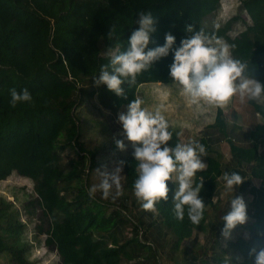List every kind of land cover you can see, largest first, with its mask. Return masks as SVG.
<instances>
[{
	"label": "trees",
	"instance_id": "16d2710c",
	"mask_svg": "<svg viewBox=\"0 0 264 264\" xmlns=\"http://www.w3.org/2000/svg\"><path fill=\"white\" fill-rule=\"evenodd\" d=\"M240 1L250 12L254 22L246 25L244 40L232 52V56L248 65L247 74L250 77L264 83V0ZM62 2V10L66 13L59 15L53 24L49 16L35 7L33 0H0V180L7 179L14 172L32 179L36 184L37 205L44 210V214H47V210L52 215L53 210L60 209V205L65 204L66 207L69 204L65 196V191L70 187L67 182L80 177L81 174L78 163L68 173L62 168L58 148L60 138L65 136L66 143L72 144L80 154L89 158L90 170L95 165L97 153L86 150L79 143V124L75 116V107L80 101L81 91L77 85L73 84L62 104L60 102L54 105L33 104L31 100L12 106L10 90L16 89L18 92L25 88L29 90L30 85L37 81V69L49 67V64L42 62L33 69L32 61L22 52V42L19 39L23 40L26 47L33 45L40 48L44 44L52 43L56 34L54 26L63 25L70 17L69 11L74 10V14L83 25L93 28L102 27L100 17L108 11L119 19L122 25L119 31L123 30V33L115 35L105 49L100 43L97 50L99 52L104 49L105 52L110 47L114 48L117 43L121 44L123 50L127 47L132 32L139 27L135 23L138 13L151 12L157 22L156 31L151 34L149 48L163 46L166 43V35L170 33L176 38L173 46L175 49L181 46V41L193 35L187 31V27L191 26L195 32L202 29L206 33V18L220 8V0H62ZM259 16L263 18L261 22L258 21ZM240 20L242 19L239 16L232 18L224 27V31H229L232 25ZM214 31H218L217 28L210 30ZM107 36L108 34L101 35L99 42H104ZM8 44L15 48L14 52L4 51L3 47ZM173 62L174 55L170 52L167 57L140 73L134 85H123L126 98L116 96L106 85L92 87L89 92L91 96L98 95L99 102L105 109L118 112L128 107L135 98H139L138 90L142 84L174 83L170 76V66ZM108 63L107 58L100 57L99 65L94 72L83 77L81 82L83 84L94 82L92 77L98 75L101 66ZM251 104L254 116L261 115L264 118V104L256 102ZM214 127L220 129L229 140L232 162L238 165L251 164V177L263 182V189L254 187L250 191L255 201L252 216L256 220L251 239L239 238L231 243L229 248L235 256L243 259L238 264H253L254 258L249 257L250 249L264 246V151L259 153L260 148L264 149V125L243 129L237 123L228 124L224 120L223 112L219 111ZM169 130L173 139L168 146L175 147L176 143H180V138L175 131L170 128ZM208 140L202 139L200 143L205 149L207 166L194 178V186L200 183V177H203L205 182L200 194L205 203L201 222L198 225L193 224L188 218L187 209L183 221L175 217L172 207L175 184L170 181L168 200L156 204L161 211L167 212L181 229L203 228L206 205L211 201L217 178L222 175L221 164L213 156L212 145ZM244 140L248 141L245 146L242 145ZM59 147L65 149L64 145ZM137 167L138 162L130 154L124 160V169L127 177L126 187L131 190L134 189L135 180L138 178ZM231 172H237L242 176L235 166H232L229 173ZM75 202L77 211L74 215L66 211L68 217L63 222L57 217H52L48 230L49 234L52 232L53 240L60 249L63 264H118L121 251L110 248L104 241L95 237L94 233L100 225L97 224L98 218L95 217L96 213L94 214L90 205L92 198L85 191H81ZM1 229L0 223V254H10L17 264H30L24 257V249L8 244ZM53 240L50 239L49 242Z\"/></svg>",
	"mask_w": 264,
	"mask_h": 264
},
{
	"label": "rangeland",
	"instance_id": "374dc122",
	"mask_svg": "<svg viewBox=\"0 0 264 264\" xmlns=\"http://www.w3.org/2000/svg\"><path fill=\"white\" fill-rule=\"evenodd\" d=\"M37 2V3H36ZM35 7L44 15L49 16L53 24L55 19L66 13L62 10V0H33ZM72 7V6H71ZM67 10V9H66ZM69 18L63 25L56 24V34L52 43L42 45L40 48L27 45L22 42V52L32 61V67L39 63H47L49 67L37 69V81L29 87L33 104H61L68 95V92L77 85L80 101L75 107V116L79 124V143L86 150L97 153L95 166L101 171H113L120 162L127 158V153L133 155L134 147L126 139L122 125L118 121L120 113H126L127 107L118 112H112L101 106L99 97L96 94L91 96L90 89L97 87L94 82L83 84L81 79L91 75L99 65L100 53L109 46V33L115 29V35H120L122 25L118 18L113 17L107 11L102 14V27H91L83 25L74 10L68 12ZM239 16L242 20L235 22L232 28L225 32L224 27L234 17ZM261 16L258 21H262ZM250 12L244 8L240 0H220V8L205 20L206 34H215L222 38L227 44L234 45L230 48L232 52L242 44L246 25L253 24ZM60 25V26H59ZM217 28L218 31L210 32ZM108 34L104 42H99L101 35ZM112 40V39H111ZM19 42V43H20ZM104 45L97 50L98 45ZM6 53L15 51L9 44L3 47ZM35 71V70H34ZM138 96L143 101V107L150 111L160 108L165 116L169 128L175 131L180 138V143L195 141L201 143L202 139L211 138L213 148L218 149L222 156V161L228 162L232 158L229 140L223 132L214 127L219 111L223 112L224 120L228 124L237 123L243 129H252L255 125H264V118L261 115L254 116V109L251 101L241 103L238 98H234L223 108L206 105L203 102L193 104L190 98L182 94V89L178 84L145 83L139 87ZM208 138V139H207ZM123 140L126 146L125 151H121L115 141ZM59 145H64L62 150ZM61 154V165L66 173L73 170L78 163L80 177L74 178L67 191H65L68 205H60V209L53 210V215L37 205V193L35 182L17 172H14L5 180H0V223L2 225V235L6 242L15 247L24 249V257L30 264H63L60 249L53 240L52 232L49 234L52 217H57L63 222L68 215L77 211L75 203L78 194L85 191L89 194V158L79 153L72 145L66 143L65 136H62L58 143ZM260 151H264L261 148ZM206 153L201 159L204 162ZM122 177H127L123 167ZM257 188L263 189V182L259 179L255 181ZM194 185V180H193ZM127 192V187L125 188ZM100 193V192H97ZM97 195V194H96ZM96 197V196H95ZM97 198V197H96ZM85 201V199H83ZM94 200V201H93ZM99 201V200H98ZM95 199L90 203L96 213L97 224L105 226L102 216L106 206L101 205ZM247 209L255 204L254 197L245 198ZM98 207V209L96 208ZM256 220L253 216L248 217L245 226L247 232L245 239L250 240L253 234V225ZM99 229V228H98ZM97 229V230H98ZM95 234V233H94ZM53 240L51 243L49 240ZM264 245V244H263ZM230 245L226 247L225 255L222 257V264H238L240 257L235 256L232 250L228 251ZM243 260V259H242ZM0 264H17L10 254H0Z\"/></svg>",
	"mask_w": 264,
	"mask_h": 264
},
{
	"label": "clouds",
	"instance_id": "9594fccd",
	"mask_svg": "<svg viewBox=\"0 0 264 264\" xmlns=\"http://www.w3.org/2000/svg\"><path fill=\"white\" fill-rule=\"evenodd\" d=\"M156 22L151 12L138 13L135 23L139 27L132 32L127 47L122 50L121 44L117 43L114 48L110 47L99 54L109 63L102 65L99 74L92 77L97 87L106 85L116 96L126 98L123 85H134L140 73L172 52L174 62L170 66V76L191 103L203 102L223 108L238 98L241 103L251 101L264 104V83L247 74L246 63L233 58L230 48L234 45L230 46L222 38L206 34L202 29L195 32L189 26L187 31L193 35L181 41L180 47L174 49L176 38L169 33L163 46L150 49V38L156 31ZM114 37L115 29L109 33L110 40ZM10 95L13 107L32 100L26 88L20 92L11 89ZM142 105L143 101L135 98L129 103L127 112L118 116L126 139L134 147V159L138 162L134 196L145 211L154 212L158 202L168 200V182L171 181L177 185L172 205L175 217L183 221L187 209L189 220L198 225L205 210V203L200 197L205 182L200 177V183L194 186L193 180L207 166L201 159L205 149L195 141L169 147L173 136L160 108L150 111ZM115 143L121 151L126 150L123 140H116ZM123 167L124 162L121 161L111 172L97 170L100 182L89 188V196L95 198L97 192L102 193L103 199L111 196L115 200L122 196ZM222 179L225 190L234 193L228 210L220 218L224 224L221 235L227 240L237 226L247 224L248 209L244 198L236 195L237 187L245 182L242 176L237 172H225ZM249 257L254 258L253 264H264V246L252 247Z\"/></svg>",
	"mask_w": 264,
	"mask_h": 264
},
{
	"label": "crops",
	"instance_id": "0c3cea01",
	"mask_svg": "<svg viewBox=\"0 0 264 264\" xmlns=\"http://www.w3.org/2000/svg\"><path fill=\"white\" fill-rule=\"evenodd\" d=\"M209 139L211 142L210 137ZM247 143L248 141L244 140L242 145L245 146ZM211 150L221 164L222 175L217 178L211 201L206 205V220L201 230L194 227L181 229L179 224L157 205L154 212L145 211L141 202L134 196V189L127 187V192L125 191V177L121 181L122 196L115 200L111 196L103 199L102 193H97V198H92L106 206L103 213H99L105 226H100L96 230L95 237L104 241L110 248L121 251L118 264H222L226 247L239 238H245L247 229L244 225L237 226L230 239L226 240L221 235L224 224L220 218L228 210L229 202L234 196V193L225 190L222 176L229 172L232 166L242 173L245 182L237 187L236 195L242 196L245 200L248 196L253 197L250 191L254 187L257 188L255 183L257 179L251 177L252 165L248 163L238 165L232 162V158L228 162L222 161L218 149L212 147ZM129 155L127 153V157ZM204 163L207 165V157ZM97 170L101 171V168L93 167L89 175L90 187L100 182ZM176 189L175 184V191ZM93 212L95 214V211ZM252 215L253 210L249 207L248 217Z\"/></svg>",
	"mask_w": 264,
	"mask_h": 264
}]
</instances>
